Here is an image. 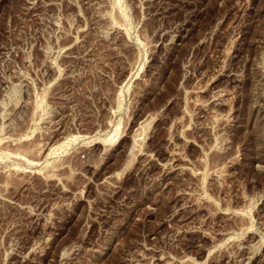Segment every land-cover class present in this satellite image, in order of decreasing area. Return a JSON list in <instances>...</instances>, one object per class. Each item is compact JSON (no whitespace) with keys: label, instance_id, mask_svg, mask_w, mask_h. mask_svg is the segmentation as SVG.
Masks as SVG:
<instances>
[{"label":"rangeland","instance_id":"rangeland-1","mask_svg":"<svg viewBox=\"0 0 264 264\" xmlns=\"http://www.w3.org/2000/svg\"><path fill=\"white\" fill-rule=\"evenodd\" d=\"M0 264H264V0H0Z\"/></svg>","mask_w":264,"mask_h":264}]
</instances>
